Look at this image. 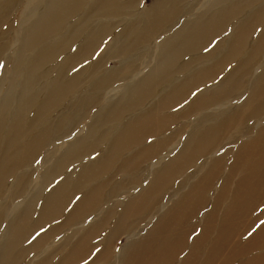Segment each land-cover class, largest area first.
Segmentation results:
<instances>
[{"label": "bare ground", "instance_id": "6f19581e", "mask_svg": "<svg viewBox=\"0 0 264 264\" xmlns=\"http://www.w3.org/2000/svg\"><path fill=\"white\" fill-rule=\"evenodd\" d=\"M65 1H25L0 73V264H264V0H154L129 18L123 0H80L119 21L55 46ZM109 29L105 52L153 42V66L115 84L41 72L57 47L87 61Z\"/></svg>", "mask_w": 264, "mask_h": 264}, {"label": "rangeland", "instance_id": "374dc122", "mask_svg": "<svg viewBox=\"0 0 264 264\" xmlns=\"http://www.w3.org/2000/svg\"><path fill=\"white\" fill-rule=\"evenodd\" d=\"M25 1L26 0H0V73L6 67L11 69L13 66V62L15 63V61L12 59V56L13 53L19 50V46L15 47L12 46V44L14 39L17 37L15 33L17 24L22 21V16L26 14L24 12ZM95 1L96 0H87L88 4H92ZM80 3H82L80 2V0H66L64 6L61 5L53 9L52 14H54V16L58 18V20L56 24L47 26L49 27V29H51V32L53 31L54 34L56 32L53 42L51 43L52 45H59L62 41H65L67 40V38L72 36L74 32L76 34V32H79L80 30L82 31L88 25H94L92 28L96 32H100V25L96 26V24H94L93 22H96V20H100L101 17L103 18L102 21L104 22L100 24H105V29L107 28L106 26L114 25L119 21L117 19L110 20L106 18L108 17L106 16V14H108V9H103L97 13H94L92 10H90V8H85L84 10L75 12L76 7H78ZM130 4H133V7ZM153 4L154 0H123L120 2L122 10L119 12L122 18H129L134 15L136 11L135 9L145 11L150 9ZM41 11L42 9L39 12ZM35 19L36 17H34V19L30 21V24L33 23ZM67 29V32L64 31ZM114 35L116 34L114 32L112 33L110 29L109 31H106L104 33L105 39L102 45L98 49H96V51L87 61L83 60L84 62L82 60L78 62V59L76 62L75 60H73L75 58H73L72 60L71 58H67L66 54H62L65 51L64 47H57L58 49L56 58L53 61L47 63V65L43 67V69H41V72H49V80L58 82L61 80L60 78H62L63 81H69L70 77L73 74H75L76 72H81L82 70L81 79L86 84H93L95 83L94 81H96V78H102L104 76L107 77L108 75L113 76L112 81L115 84L117 82L120 83L122 79H126V77L135 69H138L139 66L141 69H143V71H147L153 66V54L151 53L153 50V42L152 44H149V47L145 48L141 53H138L139 47L141 46L135 47V44L133 45L129 42L122 44L120 42V44H117L114 48L111 49V51L105 52L106 47L110 44ZM214 46L215 43L209 45L206 48L204 47L202 53H207L208 51L212 50ZM224 49L225 48H222L219 55L224 53ZM141 55L142 58H140ZM185 61L186 59H184L182 62ZM179 65L180 64H177L175 67L171 68V72L177 71ZM227 66L231 68L233 65L228 64ZM93 75L97 77L94 79L92 77ZM37 90L38 89H36V91ZM74 97L77 98L76 94L74 95ZM63 107L66 108V104ZM62 111H66V109H63ZM73 111H77V108H74ZM31 114L35 115V112L33 111ZM31 114L28 119L29 122L32 120ZM84 125H86V121L83 122L82 127ZM85 132L86 131L84 129L82 131V134L84 135ZM128 240V234H121L117 236L112 242V247L115 248V253L122 246L127 245Z\"/></svg>", "mask_w": 264, "mask_h": 264}]
</instances>
